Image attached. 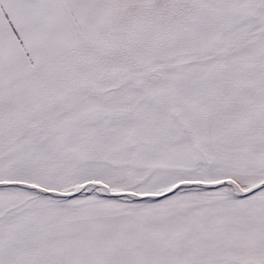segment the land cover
<instances>
[{"label": "snow or ice", "instance_id": "snow-or-ice-1", "mask_svg": "<svg viewBox=\"0 0 264 264\" xmlns=\"http://www.w3.org/2000/svg\"><path fill=\"white\" fill-rule=\"evenodd\" d=\"M0 264H264V0H0Z\"/></svg>", "mask_w": 264, "mask_h": 264}]
</instances>
